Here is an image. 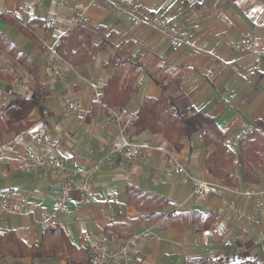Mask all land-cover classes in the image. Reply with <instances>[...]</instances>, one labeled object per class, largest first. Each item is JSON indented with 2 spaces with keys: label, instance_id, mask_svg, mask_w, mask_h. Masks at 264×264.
<instances>
[{
  "label": "crops",
  "instance_id": "1",
  "mask_svg": "<svg viewBox=\"0 0 264 264\" xmlns=\"http://www.w3.org/2000/svg\"><path fill=\"white\" fill-rule=\"evenodd\" d=\"M115 1L78 0L59 9L54 0L42 5L35 0H0V11L7 13L0 16V32L24 53L19 58L10 46L0 49V120L5 124L0 137V191H8L15 202L26 200L29 208L24 214L0 209V234L6 240L13 232L29 246L45 243L49 252H57L55 245L59 246L57 253L38 257L8 253L0 257V264H89L85 244L89 233L97 238L141 234L109 264H264V211L259 225H242L231 213L215 214L221 197L197 200L188 181L166 174L167 157L162 152L147 164L121 158L111 166L99 164L108 138L116 134L114 126L107 125L108 113L101 101L113 74V68L105 66L112 54L143 68L139 88L125 106L138 115L146 99L161 98L163 86L168 85L172 95L183 91L195 110L212 116L225 131V143L239 162L241 139L249 132L264 137V54L260 52L264 0H122L128 13L116 11ZM82 13L91 21L84 26L95 30L94 42H108L90 62L73 67L62 61L67 73L62 81L52 74L45 57L73 29L72 16ZM152 14L177 24L186 38L182 49L174 51L165 35L133 20ZM253 34L259 43L256 53L234 48L240 38ZM16 78L22 85L14 83ZM67 97L82 100L84 121L62 114ZM130 137L175 152L191 173L223 184L207 167L216 145L206 144L200 133L181 137L178 148L150 128L138 131L134 125ZM29 150L61 158L71 169L93 172V196L69 193L58 214V232L47 231L42 222L51 216L65 178L45 170L24 172L22 157ZM262 151L254 155L257 163L248 161L253 178H245L243 169L236 167L237 182L231 187L264 189ZM145 194L161 196L167 203L153 208L138 204ZM157 212L162 213L160 218L154 217ZM107 248L119 251L111 244Z\"/></svg>",
  "mask_w": 264,
  "mask_h": 264
},
{
  "label": "built area",
  "instance_id": "2",
  "mask_svg": "<svg viewBox=\"0 0 264 264\" xmlns=\"http://www.w3.org/2000/svg\"><path fill=\"white\" fill-rule=\"evenodd\" d=\"M78 0H54L57 8L71 5ZM94 1V0H93ZM36 4L42 5L45 0H35ZM113 7L116 11L129 12V7L125 1L117 0ZM20 21L24 18L19 16ZM133 20L151 29L159 31L165 35L174 51L182 49L186 44V38L178 28L177 24L164 15L152 14L147 18L133 16ZM56 20L50 22L54 25ZM90 19L84 14L72 16V28L79 25H89ZM258 37L256 34L246 35L235 42L234 48L241 53H256L259 49ZM264 54V49L260 50ZM45 63L50 68L52 74L58 79L66 80L67 73L62 68L60 55L52 50L45 57ZM17 85H22L18 78L14 80ZM26 87V86H25ZM64 116L75 118L82 122L86 119V110L79 97H67L61 106ZM107 125L114 126L116 134L108 138L109 146L99 164L111 166L115 158H121L129 162L150 163L157 153H164L167 157L165 172L168 176L179 175L191 185L194 197L197 200L205 201L210 196L219 195L221 206L215 209V214L231 213L238 218L242 225H259L262 222V212L264 211V189L256 186L246 189H237L228 185L212 182L203 179L197 174H193L183 164L176 153L164 149L153 143H138L131 139L130 131L138 118L137 113L128 106L121 108H109ZM22 170L24 172H35L45 170L53 175L64 176V183L61 185V193L56 199L50 217L43 220L44 228L59 229L58 214L64 209L67 197L70 192L78 191L81 195L92 197L91 189L92 170H76L69 168L61 158L45 156L35 150H29L22 157ZM228 195H235V198L228 199ZM241 200L243 203H241ZM251 203L246 207L245 203ZM0 209L17 214L28 212L26 200L13 201L8 191H0ZM111 219L114 216L111 214ZM141 238V234L122 237L118 234L105 235L97 238L94 234L85 235V244L89 254V264H109L110 261L120 252L126 253L127 247ZM118 246L119 251L109 250L107 245Z\"/></svg>",
  "mask_w": 264,
  "mask_h": 264
},
{
  "label": "trees",
  "instance_id": "3",
  "mask_svg": "<svg viewBox=\"0 0 264 264\" xmlns=\"http://www.w3.org/2000/svg\"><path fill=\"white\" fill-rule=\"evenodd\" d=\"M0 16L7 17V13L0 11ZM94 35L95 30L93 28L79 25L62 36L55 50L62 61L70 63L73 67L90 62L108 42L107 39H103L99 43H95ZM9 46L11 51L18 53L19 58L24 57V53L19 50L18 46L0 32V49L5 50ZM105 66L113 68V74L105 86L104 96L101 100L105 112L108 113L109 108H121L128 104L132 93L139 88L138 76L143 68L130 58L117 54H112L105 62ZM167 89L168 85L163 86V94L160 99H146L138 110V118L134 123L137 130L142 131L150 128L155 132H160L169 139L174 148L181 145L179 141L181 137L189 138L194 133H200L206 144L216 145V149L207 160V167L211 174L215 175L223 184L229 186L236 185L237 175L234 172L236 167L243 169L245 178H253V171L250 169L248 161L252 159L257 163L254 155L263 152L264 137L257 138L253 135V132H249L246 137L241 139V159L237 162L233 152L225 143V131L217 126L214 118L195 110L191 105L189 96L183 91L172 95L167 92ZM16 110L20 112L19 109ZM4 126L5 124L0 120V137ZM133 189L129 188V191L131 192ZM135 191L139 193L137 188ZM164 203H167V200L161 196L145 194L142 199H139L138 204L145 206L151 204L153 208L155 206L160 207ZM161 214V212H157L154 217L160 218ZM47 231L58 232L53 228H47ZM3 237V234H0V257L8 253L15 256L31 255L38 257L58 252V244H54L57 252L55 250L49 252L50 250L45 248V243L29 246L13 232L6 235V240H3ZM204 262L206 261H202L201 264Z\"/></svg>",
  "mask_w": 264,
  "mask_h": 264
}]
</instances>
